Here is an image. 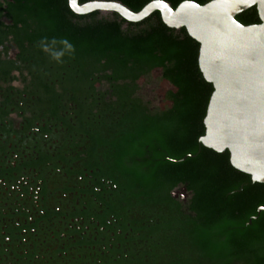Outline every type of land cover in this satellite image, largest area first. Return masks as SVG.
I'll return each instance as SVG.
<instances>
[{
    "label": "trees",
    "instance_id": "16d2710c",
    "mask_svg": "<svg viewBox=\"0 0 264 264\" xmlns=\"http://www.w3.org/2000/svg\"><path fill=\"white\" fill-rule=\"evenodd\" d=\"M90 1L97 0L79 3ZM98 1L139 12L154 0ZM164 1L176 9L212 0ZM236 19L260 23L256 7ZM10 38L23 60L32 58L50 110L62 103L58 94H73L84 119L97 108L96 144L111 145L102 174L112 196L99 200L102 225L112 216L115 240L108 254L80 264H264V183L235 169L228 151L200 143L213 85L199 68L200 45L185 28L168 27L159 12L134 23L115 12L77 15L69 0H0V45ZM155 71L171 86L161 109L138 95L139 81ZM83 94L95 98L85 102ZM180 187L187 202L172 195ZM78 263L66 257L65 264Z\"/></svg>",
    "mask_w": 264,
    "mask_h": 264
},
{
    "label": "flooded vegetation",
    "instance_id": "af4514ba",
    "mask_svg": "<svg viewBox=\"0 0 264 264\" xmlns=\"http://www.w3.org/2000/svg\"><path fill=\"white\" fill-rule=\"evenodd\" d=\"M21 54L11 38L0 45L2 66L11 68L7 73L0 65V264H65L69 255L80 264L82 257L108 254L115 240L112 216L102 225L99 200L112 196L102 174L111 145L96 144L97 108L84 119L73 94H58L62 103L50 110L35 83L32 58ZM138 95L150 103L141 88ZM80 96L85 102L95 98ZM172 195L183 202L189 197L185 187Z\"/></svg>",
    "mask_w": 264,
    "mask_h": 264
},
{
    "label": "water",
    "instance_id": "95a60500",
    "mask_svg": "<svg viewBox=\"0 0 264 264\" xmlns=\"http://www.w3.org/2000/svg\"><path fill=\"white\" fill-rule=\"evenodd\" d=\"M69 6L77 15L115 12L134 23L159 12L168 27L185 28L200 45L199 68L213 85L200 143L228 151L235 169L264 183V0L184 1L176 9L154 0L139 12L116 1L69 0ZM252 7L260 23L243 25L236 16Z\"/></svg>",
    "mask_w": 264,
    "mask_h": 264
},
{
    "label": "rangeland",
    "instance_id": "374dc122",
    "mask_svg": "<svg viewBox=\"0 0 264 264\" xmlns=\"http://www.w3.org/2000/svg\"><path fill=\"white\" fill-rule=\"evenodd\" d=\"M169 89L171 86L161 79L159 71L141 81V94L150 101L152 107L163 108L167 104L164 96Z\"/></svg>",
    "mask_w": 264,
    "mask_h": 264
},
{
    "label": "clouds",
    "instance_id": "9594fccd",
    "mask_svg": "<svg viewBox=\"0 0 264 264\" xmlns=\"http://www.w3.org/2000/svg\"><path fill=\"white\" fill-rule=\"evenodd\" d=\"M61 43L65 44L68 49H71V47H72L70 44H68L67 41H61Z\"/></svg>",
    "mask_w": 264,
    "mask_h": 264
}]
</instances>
